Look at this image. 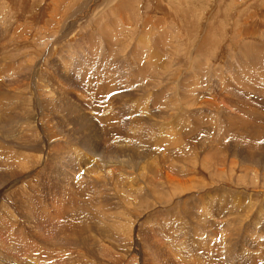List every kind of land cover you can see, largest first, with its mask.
Instances as JSON below:
<instances>
[{
	"label": "rangeland",
	"instance_id": "obj_1",
	"mask_svg": "<svg viewBox=\"0 0 264 264\" xmlns=\"http://www.w3.org/2000/svg\"><path fill=\"white\" fill-rule=\"evenodd\" d=\"M263 57L264 0H0V264H264Z\"/></svg>",
	"mask_w": 264,
	"mask_h": 264
},
{
	"label": "crops",
	"instance_id": "obj_2",
	"mask_svg": "<svg viewBox=\"0 0 264 264\" xmlns=\"http://www.w3.org/2000/svg\"><path fill=\"white\" fill-rule=\"evenodd\" d=\"M260 63H261V64H260L259 72L261 73V75H262L263 78H264V57L262 58V60H261ZM263 85H264V80H263V79H260V83L257 85V87H258V88L261 87L262 89H260V90H262V91L264 92ZM236 104L238 105L239 103L236 102ZM241 108L244 109V110H248L249 112H252V113H253V111L260 112V111H258V110H259L261 107H259V106H241ZM262 111H263V110H262ZM262 111H261V112H262ZM224 115H225L224 112L219 113V112H216V111H215V118H217V119H218V116H219V117L221 118V120H222L223 117H224ZM240 115H241L242 117H246V116L244 115V113H241ZM221 120H220V121H221ZM217 123H218V121H217Z\"/></svg>",
	"mask_w": 264,
	"mask_h": 264
},
{
	"label": "bare ground",
	"instance_id": "obj_3",
	"mask_svg": "<svg viewBox=\"0 0 264 264\" xmlns=\"http://www.w3.org/2000/svg\"><path fill=\"white\" fill-rule=\"evenodd\" d=\"M14 117V116H13Z\"/></svg>",
	"mask_w": 264,
	"mask_h": 264
}]
</instances>
